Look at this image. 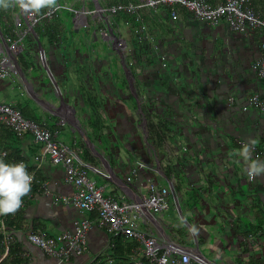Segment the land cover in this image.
I'll list each match as a JSON object with an SVG mask.
<instances>
[{"label": "crops", "instance_id": "0c3cea01", "mask_svg": "<svg viewBox=\"0 0 264 264\" xmlns=\"http://www.w3.org/2000/svg\"><path fill=\"white\" fill-rule=\"evenodd\" d=\"M86 4L90 6L89 0ZM252 5L259 7L254 2ZM143 12L156 48L150 46L132 54L130 33L126 64L135 83L141 80L144 84L146 90L141 92L146 95L149 112L147 105L141 109L126 100L130 93L127 75L118 55L100 36L101 25L89 16L90 26L84 27L73 22L70 13L55 18L54 25L64 31L58 34V42L50 43L46 34L37 36L45 55L43 63L34 38L25 37L16 57L18 73L0 81V93H4L0 102L12 104L58 130L56 137L61 142L73 145L75 141L83 159L110 174V179L94 175L104 186L105 195L135 199L147 191L149 179L165 187L172 184L178 195V210L172 203L167 210L151 213L152 222L141 225L158 241H173L193 251L198 247L203 254L208 248L216 264H234L230 256L244 264L259 261L263 245L258 239L264 237V174L249 181L246 169L254 159L247 144L264 146V117L247 105V98L254 92L264 93L260 78L251 68L253 59L264 52V31L243 35L230 31L224 23L209 25L183 10L176 21L161 8ZM61 37H65L63 41ZM66 53L63 59L61 55ZM67 62L86 72L78 78L83 99L76 100L75 112L61 104V95L68 104L73 103L62 86L65 70L71 72ZM91 86L93 93L88 91ZM86 97L91 100L87 102ZM146 116L155 124L151 140L158 142L153 134L159 131L162 135L159 147L146 141ZM62 118L64 123L59 122ZM170 121H174L172 130L163 132ZM101 125L102 131L110 132L117 142H110V152L90 131V127L97 130ZM1 139L16 161L23 160L34 174L32 189L23 197V205L10 215L15 222L7 228L10 241L19 244V264H125L134 255L139 257L140 253L134 252L136 247L128 249L133 240L96 224L94 211H79L54 200V193H69L71 185L65 182L62 165L40 157L42 144L27 133L16 136L6 131ZM184 153L190 164L181 170ZM136 161L148 166L137 167L136 175L128 181ZM170 164L175 171L168 177L165 170ZM43 185L51 193L44 194ZM216 213L226 218L219 223L221 230L213 233L209 229ZM83 217L92 220L87 249L69 260L46 255L26 237L29 230L56 235ZM193 224L197 232L191 231ZM247 235L255 237L252 245L243 239Z\"/></svg>", "mask_w": 264, "mask_h": 264}, {"label": "built area", "instance_id": "2783aa9c", "mask_svg": "<svg viewBox=\"0 0 264 264\" xmlns=\"http://www.w3.org/2000/svg\"><path fill=\"white\" fill-rule=\"evenodd\" d=\"M87 0H82L79 7L72 2L64 1L48 7L43 13L38 14L31 7H25L27 2L18 3L19 11L13 15V24L16 37L3 35L0 32V80L12 74L18 73L16 57L23 49V41L26 36H31L38 47V57L43 63L45 55L39 48L34 29L37 25L51 21L67 10L72 21L84 27H89L87 17L91 16L94 22L101 25L100 36L109 44L128 54V35H134L138 42H147L156 48L155 38L144 19V10L156 11L161 8L170 20L176 21L180 17V10L194 16L196 19L209 25L224 23L230 31L247 35L250 31H264V15L259 8L252 5L251 0H92L94 5L89 8ZM133 17V23L127 17ZM126 25L128 31L122 29ZM251 68L260 78L264 89V52L255 57ZM232 101L233 97H229ZM247 105L254 107L264 117V93H252L247 98ZM244 105V109L247 107ZM195 117V115H192ZM64 123V119H60ZM0 124H4L13 130L16 136L30 135L37 143L42 144L40 157H47L53 164H60L64 168L65 182L71 185L69 193H54L55 201L70 205L79 211H94L96 224L126 239L137 243L134 252L133 264H216L203 258L197 251L173 241H158L150 232L141 228L144 223L152 222L151 213L167 210L173 203L178 210V195L173 185L165 187L148 180L147 191L137 198L117 199L112 195L104 194V186L99 185L96 177L110 179V174L86 161L80 156V149L75 145H67L57 139L58 130L51 129L45 123L24 116L20 110L12 104L0 102ZM254 159H264V146L247 144ZM186 150V147H182ZM7 155L6 147H0V158ZM20 161V160H18ZM16 161V162H18ZM148 166L145 162L136 161L127 175L131 180L137 173V167ZM246 176L250 177L246 169ZM42 192L49 194L51 191L42 186ZM92 227V220L83 217L74 222L71 229L64 230L56 235L49 236L44 232L29 230L26 237L30 243L37 246L46 255L54 256L59 261L69 260L87 249V233ZM0 230L3 233L5 252L11 240L5 225V217L0 219ZM243 239L251 245L256 240L253 235L244 236ZM263 245V253L259 264H264V237L259 238ZM4 252V253H5ZM0 257L1 258L4 256ZM25 253H23L24 255ZM22 255V253H21Z\"/></svg>", "mask_w": 264, "mask_h": 264}, {"label": "trees", "instance_id": "16d2710c", "mask_svg": "<svg viewBox=\"0 0 264 264\" xmlns=\"http://www.w3.org/2000/svg\"><path fill=\"white\" fill-rule=\"evenodd\" d=\"M20 1L27 2V3L30 2V0H20ZM64 1L72 2L76 8L80 6L79 0H47V2L41 8H39L38 10L34 9V11L38 14H41L48 7L53 6L55 3H62ZM253 2L259 6L258 8H260L262 14L264 15V0H251V3H253ZM182 10L185 11L184 9H181L180 12ZM18 11H19V5H18L17 0H0V32L3 35H9L12 38L16 37V31H15V27L13 24V15H14V13H17ZM63 13H69V12L67 10H64ZM120 16L127 17L128 19H130L133 22L132 16H129L127 14H120ZM54 21H55V19L53 20V22L48 21V22L37 25L34 29L36 35L38 36L40 34H46L47 39L50 43L58 42V40H59L58 34H62L64 31H62L61 27L55 26ZM133 23H135V22H133ZM64 35H65V33H64ZM132 36H133L132 41H133V45H134V49H133V51H131L132 54L138 55V52L142 53V52H144L143 50L146 51L150 47V44H148L147 42H140L139 43L138 40L135 38V36L134 35H132ZM28 37L32 38L29 35H28ZM64 38L65 37H63V38L61 37L60 40L62 39L61 41H63ZM126 100L132 101L134 104H136L134 97L131 93H129L127 95ZM146 103H148V101H146ZM148 104H145V105H147V112H149L148 107H150ZM145 105H144V107H145ZM20 112L24 116H26L28 118H32V117L25 115L21 110H20ZM32 119L36 120L35 118H32ZM173 123H174V121L173 122L170 121L169 126L164 125L165 128L163 129V132L165 130H172L171 126L173 125ZM170 124H171V126H170ZM154 127H155V124L153 123V121L149 120V116L148 117L146 116V130H147L146 141L148 143L151 142V144L153 146L159 147L160 141L162 140L160 138L162 135L159 136L160 131L158 132V134H153V136H156L158 138V142L151 140L152 139V133L155 130ZM101 128H102V125L97 130L94 131V136L96 137V139H98V141L102 145L103 149L108 150L110 152V146L108 144H110V142L117 144V142L115 140L114 141L112 140V137H111L112 134L110 132L104 133V132H102ZM6 131H9V133L10 132L13 133V130H11L9 127H7L4 124H0V147L4 146L1 137H2V135H4V132H6ZM6 149H7V155L3 159L8 161V162H16L17 158L14 157V154L9 152L10 151L9 148H6ZM187 156L188 155H186V153H184L181 156V158L183 160L182 165L179 166L181 170H185L187 165L190 164L188 159H187ZM194 164H198V163H194ZM173 171H175V169L170 164L167 166V168L165 170V175L169 177V176H171V173ZM10 215H14V213L0 214V219L5 217L6 228H9V226L15 222L14 219L10 217ZM127 246L129 247L128 249L130 251V249L132 250V248H135L137 246V243L133 241V243H131V244L129 243V244H127ZM19 250H20L19 244L14 242V241H12V242L10 241L8 244L7 253L4 257L1 258L0 264H19L20 259H21L20 257H18ZM4 251H5V246L3 243V233L0 230V257L2 256ZM125 264H133V262L131 261L130 263L128 262ZM248 264H259V261L258 260H255V261L252 260V261H249Z\"/></svg>", "mask_w": 264, "mask_h": 264}, {"label": "clouds", "instance_id": "9594fccd", "mask_svg": "<svg viewBox=\"0 0 264 264\" xmlns=\"http://www.w3.org/2000/svg\"><path fill=\"white\" fill-rule=\"evenodd\" d=\"M47 0H30L25 7L38 10ZM248 151V148H245ZM250 177L264 174V159H251L248 165ZM34 174L23 160L8 162L0 158V214L15 213L24 203L23 197L32 189ZM191 231L197 232L193 224Z\"/></svg>", "mask_w": 264, "mask_h": 264}, {"label": "water", "instance_id": "95a60500", "mask_svg": "<svg viewBox=\"0 0 264 264\" xmlns=\"http://www.w3.org/2000/svg\"><path fill=\"white\" fill-rule=\"evenodd\" d=\"M17 1H18V3H22V1H20V0H17ZM36 39H37V37H36ZM38 43H39V48L41 50H43V47H42L40 41H38ZM109 45H110V49L114 52V54L118 55L121 63L123 64L124 70H125V74L127 75L128 86H129V89H130L129 91L133 95L137 107L142 109L143 105H145L146 101H147L145 99L146 95L143 92H141V91H143V89L146 90L144 88V84H141V82H142L141 80H138L137 84L135 83V78H133L132 72L129 70V68L127 67V64H126V53H125V51L119 50V49L115 48L114 46H112L111 44H109ZM66 55H67V53L66 54H62L61 57L64 59V57H66ZM68 66L71 69V72H68L67 69L65 70V74H64L65 76H64V80H63L62 86H63V88H66V90H67L66 93L68 94V96H71L73 98V103H72V105L68 104L67 101L61 95V104L65 105V106H70L69 108H71V110L73 112H75V110H77V108L75 107L76 103H77L76 100L78 98L80 99V101L83 99L82 86L79 85L78 78H79L80 74H84L86 72H85V69L83 70V68H81V67L73 68L71 66V63L68 65V62H67L66 68H68ZM47 70H48V68H47ZM49 76H50V78H52V75L50 74V72H49ZM129 76H131V78H128ZM52 81L54 82V80H52ZM54 85L56 86L57 89H60L59 85L56 83V81L54 82ZM94 90H95V88H93L92 86L88 88L89 92L93 93ZM85 99H86L87 102H89V100H91V98H87V97ZM101 130H102V128H101ZM90 131L94 132L95 131V127H90ZM84 139H86L87 142H90V140L86 137V135H85ZM110 145H111V143L109 144V146ZM92 149L95 151V153L99 157L103 158L102 153L97 151V149H96V147L94 145H92ZM201 171L204 172V173H209L208 171H203L202 168H201ZM123 184L126 185L124 182H123ZM238 200H242V197H238ZM218 215L220 217L219 218L220 223H222L225 220L226 217H225V215L223 213H220ZM197 251L203 258H206L204 256V254L198 249V247H197Z\"/></svg>", "mask_w": 264, "mask_h": 264}, {"label": "rangeland", "instance_id": "374dc122", "mask_svg": "<svg viewBox=\"0 0 264 264\" xmlns=\"http://www.w3.org/2000/svg\"><path fill=\"white\" fill-rule=\"evenodd\" d=\"M86 2V1H85ZM89 2H90V6L91 7H89V8H92V6L94 5V2L92 1V0H89ZM79 4L81 5L82 4V0H79ZM122 29L126 32L127 30H128V28L126 27V25H122ZM129 36V35H128ZM4 79V78H3ZM3 79H1L2 81H5V79L3 80ZM0 80V81H1ZM0 95L2 96V95H4V93L3 92H1L0 93ZM175 214V213H174ZM176 215V214H175ZM212 217L214 218V220H215V223H213V224H211V226H210V231L211 232H218V231H220L221 229H220V220H219V215L216 213V214H213L212 215ZM218 218L217 219V223H216V218ZM216 232V233H217ZM203 252H204V255L206 256V258L208 259V260H212V258L214 257V255L213 254H211V251H210V249H208V248H206V249H204L203 250ZM231 257V259L233 260V262H234V264H244L243 262H242V260L240 259V258H236L235 256H230Z\"/></svg>", "mask_w": 264, "mask_h": 264}]
</instances>
